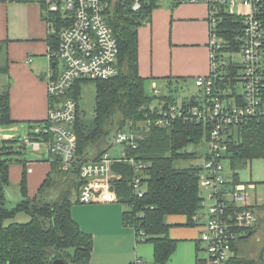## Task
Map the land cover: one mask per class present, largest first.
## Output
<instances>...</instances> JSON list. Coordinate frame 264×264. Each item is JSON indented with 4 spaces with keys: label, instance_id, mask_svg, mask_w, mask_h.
Returning <instances> with one entry per match:
<instances>
[{
    "label": "trees",
    "instance_id": "1",
    "mask_svg": "<svg viewBox=\"0 0 264 264\" xmlns=\"http://www.w3.org/2000/svg\"><path fill=\"white\" fill-rule=\"evenodd\" d=\"M41 4L45 10L44 0H33ZM173 5L179 2L171 0ZM133 0H123L111 6L107 21L117 41L118 54L116 66L118 73L104 80L81 79L75 82L69 95L77 102V115L72 129L76 137L75 167L88 159H98L109 150L112 135L122 130L130 122L133 127L144 121L149 113V105L175 104L172 95L151 97L145 93V81L138 73V28L150 18L152 10L158 6L159 0H140L137 10L132 8ZM59 15L53 20L59 21ZM218 35L227 43L221 46V53H236L240 46V23L228 13L220 15ZM49 50L57 48V34L49 33ZM6 45V42L3 43ZM0 58L6 62V46L0 47ZM224 59L230 62L229 57ZM55 65L53 70L55 71ZM225 67V81L217 82L222 89H233L236 102L240 97L235 93L236 84L240 83V66L230 62ZM182 80H185L182 78ZM87 81L95 83V104L93 117L86 120L79 104L81 85ZM156 97V102L153 101ZM197 96L191 95L183 103L193 102ZM55 102L50 98V107ZM35 121L28 124V137L31 140L42 139L31 132V128L45 123ZM9 111L8 89L0 91V126L13 124ZM208 123H184L177 121L171 126L155 127L144 130V137L137 140L135 149L130 153L143 167L135 173L126 162L114 163L112 171L121 174V178L112 179L117 201L125 206L122 213L123 224L138 233L144 232V242L153 246V264H166L177 246V240L169 237L170 224L166 222L168 215L186 216V225L200 223L193 216L202 212L200 200L202 190L199 186L201 163L187 166L177 165L180 161H191L200 157L196 150L189 151V145L207 142L210 132ZM225 138L227 150L225 159L230 164L232 173L228 186L239 183L238 168L253 159H264V117H253L231 126ZM15 137L0 138V264H50L53 256H61L69 264H89L93 240L89 233L82 231L71 215V194L78 193L81 180L77 168L64 171L61 158L50 154L45 161L50 170L37 192L29 196L27 192L26 159L11 158ZM204 152L202 154V157ZM203 159V158H202ZM19 161L23 168L19 181L21 199L8 207L5 186L9 184V165ZM140 176L145 190L138 196L132 189L134 176ZM50 188L56 192H48ZM78 202V200L76 201ZM254 208V207H253ZM255 209V208H254ZM256 211V210H255ZM19 213L28 216L25 222H10ZM203 213V212H202ZM258 218V216H257ZM258 221H256L257 224ZM248 229L245 234L253 233L257 225ZM250 234V235H251ZM249 237V236H248ZM238 237L233 243L234 254L225 264H262L264 245L257 257H249L237 251ZM200 249L197 243L196 251ZM196 264L203 260L196 254Z\"/></svg>",
    "mask_w": 264,
    "mask_h": 264
},
{
    "label": "built area",
    "instance_id": "2",
    "mask_svg": "<svg viewBox=\"0 0 264 264\" xmlns=\"http://www.w3.org/2000/svg\"><path fill=\"white\" fill-rule=\"evenodd\" d=\"M132 8L139 9L140 0H133ZM179 3H204L209 10V58L210 69L207 76H199L194 84L199 93L193 102L149 105L144 121L133 127L130 122L128 131L115 132L111 137V147L98 159H88L75 167L76 137L72 129L77 115V102L69 95L76 81L104 80L118 73L116 58L117 41L108 24V11L111 6L123 0H44L45 19L49 33L57 34V48L50 51L48 61L50 72L47 77V93L55 102L49 106L45 123L31 128L34 135L43 137L31 140L25 138L35 151L45 146L48 154L61 158L64 171L78 170L81 185L77 193L80 203L113 202L116 193L111 188L114 163L126 162L135 173L144 166L131 153L137 140L144 137V130L150 127H167L177 121L184 123H208L209 137L199 172L202 191L201 209L205 199L210 200L207 209V222L202 223L198 237L199 247L204 251L203 264H225L234 254L233 243L257 221V213L247 201L246 186L238 183L228 186L230 174L222 161L227 150L226 137L231 126L249 118L264 117V0H175ZM228 13L240 23V62L232 59L233 52L221 53V46L227 43L218 35L220 15ZM59 15V21L53 16ZM236 62L240 68L242 91L237 96H227L233 89H222L217 82H224L225 67ZM58 63V71L53 66ZM54 64V65H53ZM151 89L158 93L155 83ZM234 93V92H233ZM118 178V177H116ZM140 176L135 175L132 189L142 196L145 185ZM206 197V198H205ZM200 212L193 219H202ZM135 242H144V232L134 231ZM132 264H146L135 257Z\"/></svg>",
    "mask_w": 264,
    "mask_h": 264
},
{
    "label": "crops",
    "instance_id": "3",
    "mask_svg": "<svg viewBox=\"0 0 264 264\" xmlns=\"http://www.w3.org/2000/svg\"><path fill=\"white\" fill-rule=\"evenodd\" d=\"M45 17L37 1L0 0V47L6 46L7 59L3 72L7 81L0 91L8 89L10 117L14 121L2 129L1 139L15 137L17 126L42 121L49 112L46 82L50 72V50ZM137 36L138 73L147 78L150 85L155 83L157 87L161 81L169 87L173 81L194 82L197 77L209 74V10L204 3L173 5L171 0H159L150 18L138 28ZM55 66L57 72L58 63ZM22 168L20 162H11L9 182L20 181ZM26 168L27 192L33 196L48 174L50 164L45 159L26 160ZM239 183L253 185L246 188L247 201L252 205L247 190L255 189V183ZM114 202L71 207L72 218L82 231L92 236L89 264H132L135 257L153 264L152 244L135 242L133 228L122 221L125 206ZM252 206L255 210L259 207ZM186 220L184 215L167 216L166 222L171 225L169 237L178 242L166 264H176L183 254L180 264H196L203 218L199 224L189 226Z\"/></svg>",
    "mask_w": 264,
    "mask_h": 264
},
{
    "label": "rangeland",
    "instance_id": "4",
    "mask_svg": "<svg viewBox=\"0 0 264 264\" xmlns=\"http://www.w3.org/2000/svg\"><path fill=\"white\" fill-rule=\"evenodd\" d=\"M161 1H166V0H161ZM232 59L234 61L240 62V54L239 53H234L232 54ZM5 68V59L0 58V89L4 88V85L7 81V76L3 75ZM150 81H145L144 85V90L145 93L148 96L155 95L154 92L151 89ZM157 90L158 93L156 96L160 97L163 95H172L175 98V101L178 104H181L183 101H185L186 98L190 97L193 94H197L199 92V89L197 86H195L193 81H179V82H174L171 84L169 87L165 85V83L159 81L157 84ZM236 90L238 93L242 91V86L240 83L236 84ZM153 99L154 102H156L157 98ZM79 104L81 108V113L83 114L84 118L86 120H90L93 117V110H94V104H95V83L92 81H87L84 84L81 85L80 89V98H79ZM7 126H0V137H1V132L2 129H4ZM17 131L14 132L15 135V140L12 144L13 150L18 151L19 153H13L11 154V158H24L26 160H44L47 159L48 157V152L45 149V146L43 145L41 150L35 151L32 147L31 144H26L25 143V138H28V124H23L22 126L19 125L17 126ZM123 131L127 132L128 127L125 126ZM4 131V130H3ZM206 148V143L204 141H201L200 144L198 145H189L187 147V150L192 151L196 150L200 157L191 160V161H180L177 163V165L180 166H187L190 163L192 164H197L201 163L202 161V154ZM16 163H19V161H13ZM223 167L226 170L227 173L231 174L232 169L230 168V164L227 160L222 161ZM237 174H238V180L240 182H249L253 181L255 183L256 188L255 189H248V200L249 202L257 207V215L259 217L257 218V226L253 233L242 240H238L237 242V251L245 256L249 257H257L264 245V159L263 158H257L253 159L250 162H248L246 165L238 168ZM112 173L118 179L121 178V174L116 173L114 170ZM112 181V180H111ZM113 182V181H112ZM111 182V188L113 189V183ZM5 193H6V198L8 200V207L14 205L18 200L21 199V193H20V188H19V182H9L7 186H5ZM115 192V190H112ZM203 194L206 196V189L203 188ZM48 192H56V189L50 188ZM71 201H72V208L82 206L83 203L76 202L77 201V193L75 191L72 192L71 194ZM206 198V197H205ZM113 203V202H112ZM114 203H117L121 206H123L122 203L119 201H115ZM210 200L207 198L205 199V206H204V217L202 220V223L207 222V209L210 205ZM77 210V209H76ZM167 219V217H166ZM28 220V216L25 215L24 213H19L14 219L11 220H6V224L10 222H25ZM144 243V242H138L137 244ZM203 244H200V247H202ZM173 255V254H172ZM184 255V254H183ZM182 255V256H183ZM182 256L176 261V264H180V261L182 259ZM197 256L202 258L204 256V251L201 250V248L197 251ZM144 261V260H143ZM168 262V261H167ZM153 263V262H152ZM149 264V263H148ZM169 264V263H168ZM262 264H264V252L262 254Z\"/></svg>",
    "mask_w": 264,
    "mask_h": 264
},
{
    "label": "water",
    "instance_id": "5",
    "mask_svg": "<svg viewBox=\"0 0 264 264\" xmlns=\"http://www.w3.org/2000/svg\"><path fill=\"white\" fill-rule=\"evenodd\" d=\"M250 232L245 234L244 236H242V238H247L248 236H250ZM50 264H69L64 258H62L61 256L57 255V256H53L50 259Z\"/></svg>",
    "mask_w": 264,
    "mask_h": 264
}]
</instances>
